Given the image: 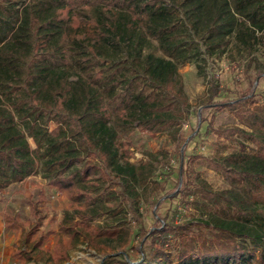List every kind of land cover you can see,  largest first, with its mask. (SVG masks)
I'll return each mask as SVG.
<instances>
[{
	"label": "trees",
	"instance_id": "1",
	"mask_svg": "<svg viewBox=\"0 0 264 264\" xmlns=\"http://www.w3.org/2000/svg\"><path fill=\"white\" fill-rule=\"evenodd\" d=\"M80 30L85 38L71 39ZM258 32H264V0H0V193L40 173L70 199L58 223L54 262L67 259L80 236L98 250L115 237L127 243L128 214L142 227L143 201L155 208L148 233L159 264L172 257L171 236L178 237L175 264H251L256 253L263 254L258 207L247 192L254 165L245 149L207 158L228 182L223 190L195 169L201 154L175 153L176 188L182 185L175 194L153 178L156 154L132 161L129 139L136 130L196 139L206 118L198 114L192 133H182L190 103L180 66L214 61L235 33L250 48ZM152 40L162 55L149 51ZM261 79L234 98L224 89V99L216 102L219 86H213L206 107L228 109L249 126L256 114L264 117V104L252 99ZM212 128L209 123L207 132ZM214 130L219 141L245 134L237 125ZM45 200L42 190L29 198L37 221L32 234L43 225ZM167 201L175 203V214L189 204L193 219L168 222L172 212L160 213ZM5 219L17 221L8 214ZM54 233L41 232L34 246ZM13 256L31 259L25 246Z\"/></svg>",
	"mask_w": 264,
	"mask_h": 264
},
{
	"label": "rangeland",
	"instance_id": "2",
	"mask_svg": "<svg viewBox=\"0 0 264 264\" xmlns=\"http://www.w3.org/2000/svg\"><path fill=\"white\" fill-rule=\"evenodd\" d=\"M29 2L30 0H24ZM21 5V3L19 4ZM82 25L86 28L90 23L82 16ZM71 39L85 38L83 30L72 32ZM149 51L162 55L158 48V42L152 40ZM200 64L203 68H198ZM181 74L184 78L185 91L187 93L190 107L188 116L189 124L184 121L182 133L187 137L198 125V114L206 118L200 125V134L190 142L175 139L168 133H162L153 137L138 130L130 134L133 152L132 161L149 159V154H156L154 179L164 183L167 190L175 194L181 188V184L176 188L179 178V163L173 156L179 151L185 150L187 155L199 153L195 163V169L205 178L215 190H223L229 187L223 174L207 165V158L214 155L232 153L235 150L245 149L252 157L254 172L248 177V194L255 201L257 211V227L264 234V117L255 115V120L249 126L242 124L235 114L228 110L216 111L206 104L212 96V87L219 86L216 101H222L225 97L224 89L227 90V98H234L245 92L249 86L256 81L257 76L262 75V79L256 90L253 102L264 104V32L256 33V39L250 48L244 47L238 42L236 33L230 38V44L225 52L219 54L217 58L206 62H187L180 66ZM202 71V72H200ZM255 104V103H253ZM251 104V107L253 106ZM249 118V117H247ZM212 124V130H208V124ZM190 126H188V125ZM237 125L245 130L244 135H239L238 141L218 140L215 128L229 127ZM32 146L36 145L33 139H29ZM187 160L188 156L185 157ZM186 163H188L186 161ZM45 192V203L40 204L43 209L45 219L38 232L35 230L37 221L31 214L30 196L37 199L40 191ZM70 199L61 191L48 184L40 173L34 174L21 182L10 185L5 193H0V264H159L153 258L155 250L151 244V236L148 233L154 224L153 210L151 201H143L140 205V216H142V227L133 219L134 214H128V227H131V235L126 242L120 241L119 237L113 238L108 248L98 250L93 247L84 236H80V241L68 250L69 257L62 262H54L50 257L55 254V245L59 239L58 223L65 217L70 209ZM165 202L160 209L161 214H166L174 208ZM131 211V210H130ZM194 209L185 205L180 207L178 212L170 213L168 222L185 224L192 220ZM5 214L14 216L16 223H8ZM101 219H97L99 223ZM159 224V223H156ZM94 226V224H92ZM55 231L54 234L46 238L39 248L34 246L36 238L41 232ZM30 234H32L30 236ZM178 237L171 236L168 252L172 254L169 261L164 264H175L178 262L176 257ZM67 242L69 240L67 239ZM26 248L31 259L26 257L17 258L13 252L19 247ZM263 254H255L250 259L251 264H262ZM197 264H222L219 260H201ZM232 264V263H229Z\"/></svg>",
	"mask_w": 264,
	"mask_h": 264
}]
</instances>
